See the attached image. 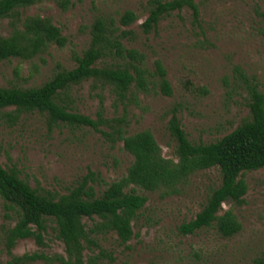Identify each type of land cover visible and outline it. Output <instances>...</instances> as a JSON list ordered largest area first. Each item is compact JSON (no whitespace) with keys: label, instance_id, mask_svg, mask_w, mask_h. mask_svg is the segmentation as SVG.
<instances>
[{"label":"rangeland","instance_id":"374dc122","mask_svg":"<svg viewBox=\"0 0 264 264\" xmlns=\"http://www.w3.org/2000/svg\"><path fill=\"white\" fill-rule=\"evenodd\" d=\"M58 0H41L20 9L19 17H50L66 39L63 47L49 46L29 60L13 58L0 62V87L37 88L59 68L72 69L73 52L81 54L90 42V26L96 18L113 21V27L129 32L122 43L145 56V67L154 71L160 60L167 72L172 95L158 88L135 94L136 99L119 100L109 85L91 80L73 86L67 103L74 112L105 123L95 131L91 127L60 125L49 129L47 117L22 113L16 120L0 112V165L14 168L21 179L42 193L66 194L88 176L98 195L113 181L125 175L133 158L123 143L112 134L115 120L125 121L126 135L149 130L162 156L176 161V142L168 125L172 114L180 122L193 144L212 143L231 133L250 117L247 85L253 81L264 93V40L257 11L261 0H196L198 19L184 7L160 19L154 29L142 26L154 0H69L63 10ZM162 2L170 0H159ZM130 10L137 20L121 26L120 15ZM10 18L0 20V37L12 31ZM108 62V60H107ZM247 192L241 204L228 202L241 223V231L222 237L214 227L184 234L188 223L202 209L210 191L220 184L217 168L197 172L178 187L175 195L137 189L147 198L132 222L133 236L120 245L114 233L95 237L98 249L86 250L85 260L98 255L97 264H254L264 258V168L244 174ZM16 217L5 214L0 198V264H59L52 259L66 257L63 243L49 222L43 244L33 238L18 240L10 251L4 236ZM83 222L88 228L93 222ZM39 254L48 260L16 262L23 255Z\"/></svg>","mask_w":264,"mask_h":264},{"label":"trees","instance_id":"16d2710c","mask_svg":"<svg viewBox=\"0 0 264 264\" xmlns=\"http://www.w3.org/2000/svg\"><path fill=\"white\" fill-rule=\"evenodd\" d=\"M41 0H0V20L10 18L12 31L0 37V62L13 58L29 60L44 52L49 46L63 47L66 39L61 29L50 17L32 15L19 17V10L36 5ZM196 0H154L148 17L142 24L145 31L154 29L160 19L173 11L188 7L197 21ZM63 10L69 0H58ZM257 11L262 24L264 40V0ZM137 15L127 10L119 17V24L127 27L137 20ZM114 22L101 17L90 26L88 47L72 57L76 63L72 69L59 68L43 85L37 88L20 89L0 87V112L13 107L12 112H2L16 120L22 113H39L47 117L49 129L60 125L76 128L91 127L95 131L103 125L101 113L98 119L76 113L67 103L73 86L91 80L100 85H109L119 100L135 98L137 93H148L158 88L166 96L172 95L167 72L160 60L154 62V71L145 67V56L136 49H127L122 39L129 32L113 27ZM108 60V62H107ZM250 117L231 133L221 139L204 144H193L188 139L176 116L172 114L168 131L176 142V161L162 156L161 148L149 130L126 135L122 119L115 120L112 134L123 143V149L133 160L125 175L113 181L99 195L90 184L92 177L79 181L66 194L56 196L42 193L21 179L16 169L0 165V198L5 214L16 217L14 226L4 236L6 249L10 251L18 240L33 238L43 244V234L49 222L54 224L57 239L63 245L66 257L56 256L52 260L59 264H97L105 252L95 239L98 235L114 233L120 245H125L133 236L132 222L144 207L147 198L137 189L162 192L164 196L175 195L178 187L185 184L197 172L217 168L220 184L210 191L202 209L194 219L181 226L184 234L214 227L222 237H232L241 231V223L229 209L222 211L223 204H241L247 192L244 174L264 168V93L254 81L247 85ZM92 221L88 228L83 222ZM98 249V255L85 260L86 250ZM48 260L39 254L23 255L16 262ZM264 264V258L254 261Z\"/></svg>","mask_w":264,"mask_h":264}]
</instances>
